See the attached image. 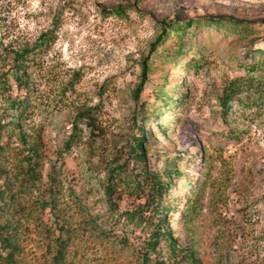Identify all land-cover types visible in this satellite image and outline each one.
Instances as JSON below:
<instances>
[{
    "label": "rangeland",
    "instance_id": "rangeland-1",
    "mask_svg": "<svg viewBox=\"0 0 264 264\" xmlns=\"http://www.w3.org/2000/svg\"><path fill=\"white\" fill-rule=\"evenodd\" d=\"M204 18L246 22L252 32L241 40L224 27L189 24L188 33L173 40L172 22ZM48 34L46 49L29 54L27 92L11 79L12 52L36 48ZM178 42L186 44L184 54L164 61L176 53ZM259 50H264V0H0V123L14 120L30 142L42 144L40 189L23 207L0 215V224L19 223L17 264H154L156 255L146 257L139 245L142 231L129 244L104 239L88 228V216L75 205L71 190L81 192L85 184L86 146L60 148L84 107L96 110L101 133L92 135L107 159L114 160L113 152L138 135L134 118L144 126L154 166L162 168L167 155L177 158L182 175L165 198L181 209L169 222L178 243L191 240L196 250L195 263L179 264H264V97L243 106L257 93L242 86L226 108L221 102L234 81L261 78V70L241 65L259 60ZM194 59L202 65L189 67ZM142 60L153 63V70L141 81ZM16 96L30 101L19 120L20 110L12 108ZM79 126L86 140L91 131ZM12 132L10 126L4 129V145L17 140ZM60 152L64 172L60 184L49 189L54 184L45 181ZM0 156L2 167L14 174L16 159ZM200 178L199 207L185 225L177 218ZM49 198H55L51 212L41 205ZM93 202L97 197L89 199ZM128 205V199L121 202ZM60 227L70 233L61 259ZM160 251L167 260L164 248Z\"/></svg>",
    "mask_w": 264,
    "mask_h": 264
},
{
    "label": "trees",
    "instance_id": "trees-1",
    "mask_svg": "<svg viewBox=\"0 0 264 264\" xmlns=\"http://www.w3.org/2000/svg\"><path fill=\"white\" fill-rule=\"evenodd\" d=\"M124 12H121V14ZM189 24H210L216 25L218 28L224 27L227 32L236 33L241 40L252 32V27L246 22L230 18H204L202 20L172 22V32L175 35L173 40L183 38L189 31L187 27ZM48 36L50 34L44 35V39L40 40V44L36 48L26 47L12 52L15 70L12 72L11 79L15 86L25 87L27 92L30 91L27 83L24 82V72L30 60L29 54L33 53L35 56L45 50L48 44ZM162 41H164L163 37L159 42ZM178 44L176 53L172 56L167 54L164 61L176 59L184 54L186 44L181 42H178ZM193 46L194 49H198L197 44H193ZM259 53H261L259 60L251 64L242 63L241 65H244L249 71L261 70L263 72L261 78L251 76L246 77L242 83L238 80L230 84L224 89L221 96L223 107L226 108L229 105L242 86L256 88L257 93L256 98L242 102L243 106L258 103L264 97V50H259ZM155 55L158 56V52ZM194 61L189 67L198 68L199 65H202L199 59H194ZM141 65L139 78L142 81L153 70V63H146L142 60ZM139 90L140 85L135 91V97H137ZM157 96L158 100L164 101L165 98L162 92L159 91ZM28 97L16 96L13 99V111L20 110L15 120L21 119L28 110L30 106ZM141 118L143 119L144 115ZM81 123L85 124L91 131L86 140H84L81 133L79 126ZM133 123L139 131L138 135L132 134L127 138L124 149L121 151L115 150L113 152L114 160H109L101 155V151L96 145L98 136L92 135V133H99V135L101 133L97 124L96 110L84 107L76 112L72 120L71 133L64 139L63 146L60 148V150L66 151L71 145L83 143L86 146L84 151L86 175L83 179L85 184L81 187V192L71 190L75 205L84 215L88 216V228L104 239H114L123 244H129L134 238H137L135 232L137 230L142 231L143 234L139 238L142 242H139V245L141 248L143 247L146 257H149L150 253L156 255L153 259L154 264L195 263L196 250L193 242L187 240L184 246L180 245L175 237V230L169 222L170 215L180 212L181 209V206L177 204L178 202L174 200L172 202L165 198V193L169 192V189L174 186V181L182 175V171L175 164L177 158L167 155L162 168L154 166L151 150L147 147V141L144 139V135H146L144 126L141 125V122H137L136 118L133 119ZM9 126L12 128V133L17 135V140L12 144L7 143L4 145V129ZM15 129L19 131L14 132ZM9 135L12 136V134ZM41 145L38 139L30 142L26 134L20 130L19 123L14 120L7 124L0 123V155H10L13 159H16L17 163L14 174H10L0 163V177L4 179L3 185L0 186V200L3 203L0 205V215H4L17 207H23L25 205L24 199L40 189L43 181L42 176L39 175ZM157 153H155L157 155L156 161L161 156ZM63 157L64 153L60 152L56 162L52 164L48 172L45 182L54 184V186L49 185V189H53L60 184L58 178L64 172ZM95 157L99 159L98 163L94 162ZM201 183L200 178L196 182V190L189 192V200L185 203V209L181 211V216L177 218L178 221H183L185 225H187V221L190 222V219L198 210L199 186H201ZM92 197H97V202L90 204L89 199ZM124 199L129 200L127 207L121 206ZM96 203L100 204L99 209ZM41 205L44 209L49 208L51 212L56 206L55 198H49L43 201ZM59 233L56 244L58 248L57 256L61 259L64 257L65 250L70 243V233L69 229L63 227L59 228ZM162 248L165 250L167 260L163 257L160 258ZM19 254V223L6 222L0 224V264H17ZM150 261H152V258Z\"/></svg>",
    "mask_w": 264,
    "mask_h": 264
}]
</instances>
